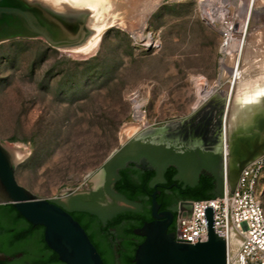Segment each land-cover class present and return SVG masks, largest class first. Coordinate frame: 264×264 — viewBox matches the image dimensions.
Instances as JSON below:
<instances>
[{
	"label": "rangeland",
	"instance_id": "374dc122",
	"mask_svg": "<svg viewBox=\"0 0 264 264\" xmlns=\"http://www.w3.org/2000/svg\"><path fill=\"white\" fill-rule=\"evenodd\" d=\"M147 1L153 8L142 19ZM72 3L94 5L93 24L107 26L95 52L57 49L41 38L0 44V141L23 152L19 184L52 201L90 191L88 181L125 142L193 116L190 129L219 130L224 145L235 86L230 73L218 83L222 62L243 66L250 42L255 61L263 58L264 0ZM222 21L236 42L229 53ZM194 78L216 86L223 104L214 95L199 104ZM136 95L145 126L123 141V127L136 121ZM261 201L264 207V192Z\"/></svg>",
	"mask_w": 264,
	"mask_h": 264
},
{
	"label": "water",
	"instance_id": "95a60500",
	"mask_svg": "<svg viewBox=\"0 0 264 264\" xmlns=\"http://www.w3.org/2000/svg\"><path fill=\"white\" fill-rule=\"evenodd\" d=\"M74 1V0H72ZM91 12L69 7L66 0H0V44L44 39L50 47H95L104 30L94 32L87 24ZM174 129L166 125L162 129L175 132L187 128V123ZM264 154V141L257 143L248 155L240 159L238 166L227 169L231 190H234L242 170L257 157ZM223 158V156H222ZM18 161L11 148L0 141V205L13 204L15 209L33 225L45 228V242L65 264H104L97 247L84 227L63 207L47 198L34 194L16 179ZM227 165V164H226ZM185 172L189 165H180ZM105 170H99L88 182L96 189L102 182ZM218 191L213 198L224 197V161L215 167ZM210 176L213 174L208 173ZM210 198V199H213ZM204 200V199H202ZM182 204H186L182 202ZM178 207L174 231L169 225L174 219L171 211L158 212L159 205L153 201V220L135 230L145 237L135 251L133 264H227L226 238L215 232L214 207L205 208L208 233L191 243L176 240ZM191 213V209L188 211Z\"/></svg>",
	"mask_w": 264,
	"mask_h": 264
},
{
	"label": "flooded vegetation",
	"instance_id": "af4514ba",
	"mask_svg": "<svg viewBox=\"0 0 264 264\" xmlns=\"http://www.w3.org/2000/svg\"><path fill=\"white\" fill-rule=\"evenodd\" d=\"M165 130L161 127L125 142L105 163L98 188L72 193L63 200H51L70 212L88 235L99 232L102 225L119 216L133 214V217H122L117 227L112 228L117 234V239H112L117 245L112 254L113 264H123L128 245L144 241L145 237L135 230L153 220L154 199L159 213H175L179 203L195 201L184 198L179 182L195 185L204 176L217 182L215 167L222 165L226 147L225 137L224 145L221 143L219 130L211 134L206 129L189 127L175 132ZM180 165L193 168L183 172ZM171 169L176 170L174 179L170 176ZM124 176L137 187L138 196L132 202L127 200L125 192L116 188ZM174 224L175 215L169 231H173ZM44 237L43 226L33 225L18 211L0 208V264H65L48 247Z\"/></svg>",
	"mask_w": 264,
	"mask_h": 264
},
{
	"label": "bare ground",
	"instance_id": "6f19581e",
	"mask_svg": "<svg viewBox=\"0 0 264 264\" xmlns=\"http://www.w3.org/2000/svg\"><path fill=\"white\" fill-rule=\"evenodd\" d=\"M66 1L69 7H73L75 9H84L87 11H93L91 12V16L87 20L88 26L92 28L94 32L99 33L103 30L105 32V30L107 29V26L93 24L92 22L91 17L96 12V7L94 5L76 7L74 6V3H72V1L70 0H66ZM244 3L246 4V2ZM152 8H153V5L150 4L149 1H147V3L139 11L140 17L142 19L145 18V16L148 14V12ZM240 9H241L242 17L247 16L245 15L247 12V6L242 4L240 6ZM220 16L222 17V15ZM228 21H222L223 22L222 24H224V26L222 27L223 31L228 38L227 41H225V45H224V51L226 52L233 50L236 46L235 45L236 42H234L235 40L230 38L232 35V32H231L232 26H231V23H228ZM242 35H243V31H242L241 36ZM99 41L97 42L95 47H72V48H65L63 50L73 52V53H82V54L89 53V52L92 53L97 50ZM252 44L253 43L250 42L245 49V53H244L245 61H244L243 66L232 67V65L229 63L230 59L227 57L226 59H224V61L222 60L223 61L222 62V73H221L218 83L220 84L221 80H223L225 76L230 73L233 75V78H234L233 84L235 86L234 100L232 103L233 104L232 114L230 115L229 123L227 127L225 128L226 147L222 153V154H226L228 170H229V167L231 168L237 167L240 159H243L248 155V150L252 151L254 146L257 143H262L264 141V56L259 61H255V58L257 55L254 53ZM194 80L199 90L198 92L199 93V104L207 100L213 95L216 96L214 101H216L217 104L219 103L223 104L225 100V96L222 95L220 97L215 93L217 92L216 86H214L213 88H208V83L206 81L202 79H198V78H194ZM132 101L136 103V106H135L136 121L134 119L135 122L128 123L123 127V130H122L123 141H126L133 135L140 133V131L142 130V127L145 126L144 113L143 111H141L140 106L137 104L138 96L136 95ZM222 120L224 122V118H222ZM181 125H182V122L181 123L174 122V123L169 124V126L173 127L174 129H177L178 126H181ZM157 130L158 129H150V130L144 131L141 135L152 133ZM221 143H222V140H221ZM10 148L13 151L16 161L19 162L21 158H23L24 156L23 152L19 148H16V147L14 148L10 147ZM258 155L259 154H257L256 157Z\"/></svg>",
	"mask_w": 264,
	"mask_h": 264
},
{
	"label": "built area",
	"instance_id": "2783aa9c",
	"mask_svg": "<svg viewBox=\"0 0 264 264\" xmlns=\"http://www.w3.org/2000/svg\"><path fill=\"white\" fill-rule=\"evenodd\" d=\"M224 161V197L179 203L176 240L194 244L208 233L205 208L214 207L215 232L226 238L227 264H264V154L240 173L234 190ZM191 209V213L188 211Z\"/></svg>",
	"mask_w": 264,
	"mask_h": 264
},
{
	"label": "trees",
	"instance_id": "16d2710c",
	"mask_svg": "<svg viewBox=\"0 0 264 264\" xmlns=\"http://www.w3.org/2000/svg\"><path fill=\"white\" fill-rule=\"evenodd\" d=\"M176 175V170L171 169L170 170V176L174 179ZM153 176V173L150 175V177ZM179 184V189L184 191V198L185 199H192V200H202V199H210L213 197L218 196L221 191H218V183L211 179L210 177L204 176L201 178V180L195 184V185H186L181 182ZM116 188L119 190H122L127 194V200L132 202L134 201L138 194H137V187L132 182L131 179L127 178L126 176L122 177V180L116 184ZM0 208L2 209H9L12 211H17L13 204H5L0 205ZM175 220L177 213H174ZM124 216L127 217H133L132 213H128ZM122 216V217H124ZM121 216L109 221L106 225H102L99 232H92L90 233L89 237L94 243V245L97 247L99 253L101 254L104 264H113V252L114 249L117 248V245L114 241H112L113 238L117 239V234L112 232L113 227H117V224L120 222ZM85 229V228H84ZM175 229V224L173 227V231ZM134 232V230H132ZM114 234V236H113ZM139 244L135 245H128L127 247V254L123 258V264H133V259L135 255L136 248Z\"/></svg>",
	"mask_w": 264,
	"mask_h": 264
}]
</instances>
